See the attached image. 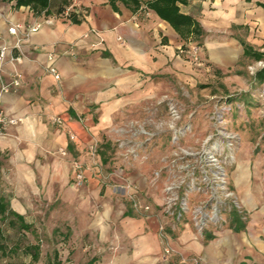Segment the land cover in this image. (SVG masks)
Segmentation results:
<instances>
[{"label":"crops","instance_id":"1","mask_svg":"<svg viewBox=\"0 0 264 264\" xmlns=\"http://www.w3.org/2000/svg\"><path fill=\"white\" fill-rule=\"evenodd\" d=\"M157 1L81 0L68 18L26 36L43 12L0 0L2 74L5 80L22 74L21 86L1 97V108L18 122L0 133V252L18 249V243L8 244L3 226L33 232L36 214H42L44 226L52 224L54 232L65 226L64 238L76 242L75 257L86 264H193V257L203 264H264V196L256 164L239 182L251 211L247 221L233 216L230 225L203 237L189 218L173 224L156 206L136 212L126 190L114 189L129 180L142 202L157 203L141 167L113 169V187L97 174L99 163L108 162L118 126L139 118L168 82L194 79V47L209 68L237 69V75L243 62L264 52V0H176L180 13L192 20L190 31L164 19L154 7ZM70 2L50 0L47 14ZM17 24V33H11ZM18 53L23 60L15 63L11 58ZM50 65L60 79L46 70ZM57 116L63 127L53 121ZM94 143L97 164L89 150ZM75 160L84 165L81 186L74 184ZM167 245L172 253L165 258ZM25 250L30 260L24 264L40 260L39 243ZM55 261L63 263L58 249Z\"/></svg>","mask_w":264,"mask_h":264},{"label":"rangeland","instance_id":"2","mask_svg":"<svg viewBox=\"0 0 264 264\" xmlns=\"http://www.w3.org/2000/svg\"><path fill=\"white\" fill-rule=\"evenodd\" d=\"M193 62L194 79L168 82L161 94L148 102L143 114L133 118L139 121L134 123L137 135L126 137L131 138L135 155L127 156L126 149L118 148L114 140L108 162L99 163L97 174L105 186L113 187L117 184L113 169L141 167L157 199V203L151 202V210L156 206L173 224L180 220L175 218L178 214L182 219L189 218L203 237L210 229L230 225L233 216L247 221L251 211L239 182L247 180L253 164L259 167L258 183L264 196V80L257 74L264 68V59L243 62L239 75L237 69L223 72L209 68L196 55ZM171 103L180 114L176 119L170 114ZM242 166L247 171L241 170ZM215 214H223L224 220L216 222ZM36 217L33 232L3 226L8 244L18 243V249L0 252V264L27 263L30 255L25 246L29 243L41 245L36 264H52L55 249L61 254L62 264H86L75 257L72 248L76 242L64 238V225L60 226L61 233L54 232L52 224L44 226L42 214ZM200 219L205 224L201 230L196 225Z\"/></svg>","mask_w":264,"mask_h":264},{"label":"built area","instance_id":"3","mask_svg":"<svg viewBox=\"0 0 264 264\" xmlns=\"http://www.w3.org/2000/svg\"><path fill=\"white\" fill-rule=\"evenodd\" d=\"M81 0H71V2L69 3V5L60 13H57L55 15H48L45 12H43L41 14V16L32 24H29L27 29L25 30L24 34L26 36H28L30 33L38 31L40 28H42L45 24H53L56 18H68L71 13L74 11V8L76 6H78L80 4ZM20 27V25H13L9 28V31L13 34H16L18 31V28ZM15 47H19L18 45H16ZM194 53L196 55V51L197 48L194 47ZM5 56H6V47H2L0 48V133L9 125L12 124H16L18 122L17 118H11L8 117L5 113V111L1 108V97L4 94L10 93L13 90H16L17 88H19L22 84V74L20 73H14L11 77L10 80H5V78L3 77V68H4V63H5ZM48 58L50 60L53 59V55L50 54L48 56ZM197 58V56H196ZM12 61H14L15 63H20L23 60V55L21 53L18 54H14V56L11 58ZM262 64V62H261ZM46 70L51 73L56 79H60L61 78V74L58 71V69L53 66H47ZM170 114L171 116L176 119L179 117V112L177 107L175 106V104L171 103L170 104ZM53 121L55 123H57L59 126L63 127L65 125L63 119L59 116L54 117ZM129 124L125 125V126H118L115 129L116 132V138H115V142H116V146L118 148L121 149H126L127 152H125V154L127 156L129 155H135V148L134 146L130 145V139L131 138H127L126 135H128L129 137H133L134 135H137V128L134 125L135 122H139L138 120H130L127 121ZM70 138L72 140L75 139V137L73 135L70 136ZM132 146L131 148H129L130 146ZM128 146V147H127ZM90 152L93 156V158L95 159L98 156V144L94 143L90 146ZM62 153H65L64 149H61ZM96 163V159L94 161V164ZM97 164V163H96ZM73 166H74V170H75V176H74V184L76 186H81L83 185V183L85 182V173H84V165L82 164V162H80L79 160H75L73 162ZM118 188L122 189V190H126V195L128 196V198L131 201V205L132 208L136 211V212H149L151 210V205L142 202L139 197L136 195V193L133 191L134 189V185L129 181V180H124L123 185L120 186H114V189L118 190ZM181 214H178V216H175V218L178 217V219L180 218ZM217 218H215L216 222H221L223 219V214L222 215H218L215 214ZM202 217V216H201ZM198 217H196L197 219ZM201 220L196 222V225H200L199 229H203L205 224H201ZM165 231L166 228L165 226L161 225L160 226V233L161 235H165ZM172 253V249L167 245L164 247V255L165 258H168L170 256V254ZM191 262L193 264H203L202 260L197 258V257H193L191 258Z\"/></svg>","mask_w":264,"mask_h":264},{"label":"trees","instance_id":"4","mask_svg":"<svg viewBox=\"0 0 264 264\" xmlns=\"http://www.w3.org/2000/svg\"><path fill=\"white\" fill-rule=\"evenodd\" d=\"M11 1V0H10ZM138 1V0H134ZM176 0H158L155 4L154 7L158 10L160 15L170 21L174 27L178 28L179 30L181 27H187V29L190 31V28L192 26V20L191 18L184 16L180 13L178 6L175 4ZM16 4L18 6L21 5H30L37 13H42L45 12L46 14L49 12L50 9V0H16ZM69 3H67L63 9H61L58 13L62 12ZM194 32L200 33L201 30L199 29L198 26L194 27ZM246 52H250V50H246ZM254 56L256 57L257 60H262L264 59V52H255ZM259 78L261 80H264V68L259 70L257 72ZM114 149V148H113ZM2 152L0 150V156ZM107 160V159H105ZM239 219V218H238ZM23 227L27 228L26 224H23ZM4 249V246L0 244V251ZM39 252L38 250L35 249V252L33 254V258L35 260L38 259Z\"/></svg>","mask_w":264,"mask_h":264}]
</instances>
